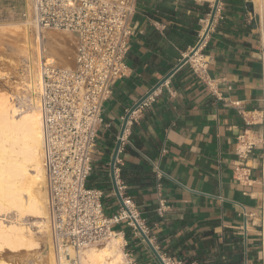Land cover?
<instances>
[{
	"label": "crops",
	"instance_id": "1",
	"mask_svg": "<svg viewBox=\"0 0 264 264\" xmlns=\"http://www.w3.org/2000/svg\"><path fill=\"white\" fill-rule=\"evenodd\" d=\"M206 1L131 0L127 70L103 103L87 180L103 192L109 217L121 205L109 164L123 118L194 47ZM254 1L220 0L203 47L207 80L188 62L174 69L152 101L129 116L116 156V185L135 203L157 251L184 264H261L264 40ZM25 4L0 0V17L22 14ZM244 132L256 145L241 158L236 145ZM236 167L248 182L236 179ZM112 228L138 264H160L125 222Z\"/></svg>",
	"mask_w": 264,
	"mask_h": 264
},
{
	"label": "built area",
	"instance_id": "2",
	"mask_svg": "<svg viewBox=\"0 0 264 264\" xmlns=\"http://www.w3.org/2000/svg\"><path fill=\"white\" fill-rule=\"evenodd\" d=\"M32 1V17L29 18L26 8L21 14L22 18L33 23L40 31L68 33L72 41L69 67L45 55H40L39 61V96L52 242L56 257L61 260L73 255L70 261L77 264L78 254L84 247L109 237L111 233L116 234L112 226L121 222L131 227L134 234L145 243L140 234L142 232L157 251L154 238L150 236L135 203L121 192L123 186H117L121 198L120 208L109 217L102 204L103 192L87 183L98 130L103 123V103L110 97L112 85L127 70L125 58L131 35V1ZM217 12L219 5L216 15ZM204 45L205 39L195 52L190 54L192 47L185 56H188L187 62L192 71L199 78L207 80L208 57L203 53ZM151 101L152 96L149 95L137 109L147 106ZM259 118V123L264 125V112ZM258 140L262 145L263 160L260 209L264 231V132ZM255 145V141L244 132L237 138L236 153L243 158L252 152ZM235 171L237 180L248 182L247 172L241 167H236ZM158 176H161L160 172ZM166 208L160 199L157 214L162 216ZM157 253L163 264H184L180 259ZM124 264L138 263L126 251Z\"/></svg>",
	"mask_w": 264,
	"mask_h": 264
},
{
	"label": "bare ground",
	"instance_id": "3",
	"mask_svg": "<svg viewBox=\"0 0 264 264\" xmlns=\"http://www.w3.org/2000/svg\"><path fill=\"white\" fill-rule=\"evenodd\" d=\"M254 8L262 11L264 15V0H255ZM27 12L31 18L34 13L32 0L28 2ZM205 24L203 33L207 22ZM22 25L26 28L23 30V35L17 37L21 39L17 46H20L21 51L25 49L24 56H27L25 58L29 63L25 65L26 74L23 84L21 83V89L26 93L23 97L27 98L28 102L21 101L19 88L16 93L0 90V264H11L7 262L10 250L29 252L26 264H72L70 258L73 255L61 260L56 257L52 242V220L39 96L40 55L55 58L60 65L69 67L70 44L66 40L65 43L60 42L50 33L43 34L31 22L24 21ZM14 26L18 31L22 30L20 25ZM30 29L33 36L29 34ZM43 46L50 47L54 53H46ZM33 48L37 51L35 62ZM62 49L65 55L61 53ZM3 78H6V74L0 70V79ZM28 218H33V221L28 222ZM33 227L37 228L36 232ZM122 245L121 235L111 233L109 237L84 247L78 254L77 264H123ZM44 247L47 249V260L45 262L33 260L41 256L40 251Z\"/></svg>",
	"mask_w": 264,
	"mask_h": 264
},
{
	"label": "rangeland",
	"instance_id": "4",
	"mask_svg": "<svg viewBox=\"0 0 264 264\" xmlns=\"http://www.w3.org/2000/svg\"><path fill=\"white\" fill-rule=\"evenodd\" d=\"M125 1H131V0H125ZM214 0L211 1H206L208 4V8H207V13L205 15V18L203 19L202 22V28L206 22V20H208L209 18V14L212 8V4H213ZM263 1V0H260ZM29 0H26V4L24 8L22 9V12H24L27 8V4H28ZM258 12V16L260 18V23H261V27H262V34H263V40H264V15L262 11H257ZM24 18H22L21 14H19L18 16L15 17H7V16H2L0 17V70H2L5 74H6V78L0 79V90H4V92L6 93H16L17 89L19 88V94L21 96V101L23 102H28L27 98L23 97L25 96V92L21 89L22 85L21 83L24 81V75L26 74L25 70H26V66L29 64L28 59L25 58L27 56L25 49H23V53L21 51L20 46L18 47L17 44H19L18 42L21 40L17 39V37L21 36V34L23 35V30H25L26 27H24L22 25V22H24ZM18 24L20 25L21 29L20 31H18V29L15 28L14 25ZM201 31V30H200ZM33 33V32H32ZM31 33V29L29 34L31 36H33V34ZM43 34L46 33H50L51 35H53L57 40H59L60 42H64L65 40L66 42L68 41V44H70V51L68 52V57L72 55V41H71V37L69 34L62 32V31H55V30H43L42 31ZM36 34H34L35 36ZM44 41L46 43V37L44 36ZM44 48V46H43ZM46 48V49H45ZM44 50L46 53H54L52 52V49H50V47L45 46ZM32 53L34 56V62H35V57L37 54V51L34 50V48L32 49ZM61 53L63 55H65V51L62 49ZM22 55V56H21ZM71 63V61H70ZM26 65V66H25ZM36 67V72H37V66ZM34 67V69H35ZM23 84V83H22ZM22 90V91H21ZM37 97V96H36ZM16 102H19L17 99H15ZM262 220H263V214L262 211L260 209V217H259V227H257V229L260 231V246H261V264H264V231L262 229ZM33 218H28V222H32ZM33 230L36 232L37 228L33 227ZM37 235H39L40 237L42 235H40V233H37ZM104 242V241H103ZM101 242V243H103ZM101 243H97V244H101ZM43 245V244H42ZM127 250H123V252H126ZM8 260L7 262L11 263V264H26L28 262V255L29 252H17L14 251L12 252V250L8 251ZM41 256L40 257H36V259L33 258V260H36L37 262H45L47 260L46 255H47V249L44 247L41 251ZM55 260V259H54ZM124 260V257H123ZM124 264V263H123Z\"/></svg>",
	"mask_w": 264,
	"mask_h": 264
},
{
	"label": "water",
	"instance_id": "5",
	"mask_svg": "<svg viewBox=\"0 0 264 264\" xmlns=\"http://www.w3.org/2000/svg\"><path fill=\"white\" fill-rule=\"evenodd\" d=\"M219 2L220 0H214L213 1V4H212V8H211V11H210V14H209V18H208V21H207V26H206V29L203 33V35L200 36V38L198 39V41L196 42V44L194 45L192 51L190 52V54H192L193 52H195L202 44V42L204 41V39L206 38L207 34H208V31L210 29V27L212 26L213 24V21L215 19V16H216V11H217V7L219 5ZM246 7H247V10L250 11V12H253V4L248 2L246 4ZM188 60V56H185L182 58V60L177 64V66L174 68H178L179 66L183 65L184 63H186ZM173 70H171L170 72H168L161 80H159L146 94H144L129 110L128 112L125 114L124 118H123V122H122V125L120 127V130H119V133H118V138L116 140V144L114 146V150H113V153H112V156H111V160H110V164H109V167H110V175H111V179H112V184H113V188H114V192L115 194L117 195L118 199L120 200V203H121V198H120V195H119V191H118V188H117V185H116V182H115V176H114V165H115V160H116V156H117V153H118V150H119V147H120V144H121V139H122V136H123V132L125 130V127H126V123H127V120L129 118V116L132 114L133 111H135L137 109V107L141 104V102L146 99L149 95H151L153 93V91H155L162 83H164V81L173 73ZM143 240L145 241V243L147 244V246L149 247V249L153 252V254L155 255V257L158 259L159 263L160 264H163L157 251L155 250V248L152 246V244L149 242L148 238L141 232L140 233Z\"/></svg>",
	"mask_w": 264,
	"mask_h": 264
}]
</instances>
